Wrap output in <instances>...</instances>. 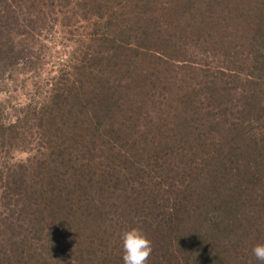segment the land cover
Masks as SVG:
<instances>
[{
	"label": "trees",
	"instance_id": "1",
	"mask_svg": "<svg viewBox=\"0 0 264 264\" xmlns=\"http://www.w3.org/2000/svg\"><path fill=\"white\" fill-rule=\"evenodd\" d=\"M45 3L59 50L0 96V264H123L134 227L147 264H261L264 0ZM1 34L2 65L38 43Z\"/></svg>",
	"mask_w": 264,
	"mask_h": 264
},
{
	"label": "rangeland",
	"instance_id": "2",
	"mask_svg": "<svg viewBox=\"0 0 264 264\" xmlns=\"http://www.w3.org/2000/svg\"><path fill=\"white\" fill-rule=\"evenodd\" d=\"M17 6V8L16 6H12L13 8L10 12L4 13L0 8L1 35L11 38V40L8 41V44L16 41L17 35L19 38H26V36L28 38H34L38 43L33 48V51L14 50L16 58L14 60L12 57V61H10L12 65L10 63L3 65L0 63V72L4 73L3 79L0 78V83L4 80L7 82V85L4 87V90L6 88V95L0 93V96L5 97L6 99L8 98L10 102L14 103L18 102L23 92L27 91L30 93L31 86L37 87L41 85L42 80L37 77L34 78V72L38 64V60H36L35 57V53L38 52L37 47L43 45L45 46V49H48L49 47L51 48V46L54 45L51 40L61 42V38H63L59 26H51V28H46V31L43 30L42 25L44 26V24H46L45 15L47 14V16H49L51 14L45 0H34V3L31 0H26V2L21 1ZM13 9L15 10L13 15L17 17V20L11 18ZM82 31L81 28L76 30L77 33H81ZM58 46L59 45L55 46L57 50H59ZM45 51L46 52L42 56L44 60L43 64L45 61L49 60L47 50ZM53 56L60 58V53L58 52ZM11 73H13L12 77ZM5 78H10L11 81L9 82ZM21 80L24 81V85L12 87V82L17 81L18 84H20ZM10 94L13 96H10Z\"/></svg>",
	"mask_w": 264,
	"mask_h": 264
},
{
	"label": "clouds",
	"instance_id": "3",
	"mask_svg": "<svg viewBox=\"0 0 264 264\" xmlns=\"http://www.w3.org/2000/svg\"><path fill=\"white\" fill-rule=\"evenodd\" d=\"M123 264H147L151 254V241L141 229L131 228L122 232ZM255 258L264 264V244H257L253 249Z\"/></svg>",
	"mask_w": 264,
	"mask_h": 264
}]
</instances>
